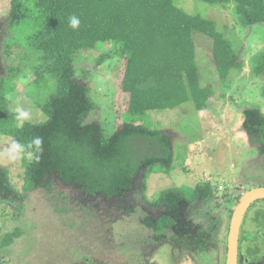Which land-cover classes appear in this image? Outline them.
Returning <instances> with one entry per match:
<instances>
[{
	"label": "trees",
	"instance_id": "1",
	"mask_svg": "<svg viewBox=\"0 0 264 264\" xmlns=\"http://www.w3.org/2000/svg\"><path fill=\"white\" fill-rule=\"evenodd\" d=\"M199 1L232 5L245 28L264 24V0ZM177 2L8 0L3 48L9 53L17 45L23 54L21 62L28 64L36 75L32 81L35 87H41L47 80L54 87L47 96L34 98L41 121L20 122V115L11 107L8 86L18 77L22 65L18 68L7 65V74L0 76V135L15 139L25 156L22 188L27 199L39 191L51 193V182L56 180L87 200L77 205L78 208L72 203L70 209L56 208L61 216H65L63 212L67 215L68 210L70 214L80 212L84 216L73 215L67 221L58 215L63 220L56 216V227L66 225L67 231L79 230L91 235L92 224L93 228L103 224L98 221L99 214L105 212L98 204L101 197L122 200L127 192L134 190V181L142 167L145 177L156 170L165 174L173 172L174 156L168 135L144 120L148 121L146 115L150 111L175 109L187 102H192L198 112L209 108L214 89L201 82L197 47L203 38L199 36L211 41V57L222 82H227L233 71L243 67L235 46L218 29L215 20L190 13V9L188 12ZM73 16L80 21L77 29L70 26ZM33 17L40 20L38 27L30 34L17 35L16 30L29 24ZM100 43L112 44L111 53L125 60L121 89L128 97V106L121 115L120 127L111 133L101 123L91 122L97 102L88 84L76 77L74 63L79 52L95 49ZM103 55L107 56H101L98 64L109 57V53ZM253 70L264 79V53L255 58ZM261 90L264 97V86ZM242 114L243 133L264 155V112L260 108H245ZM29 155L31 161L26 159ZM7 173L0 168V206L12 202V196L15 201L19 198L9 184ZM243 194L235 197V204ZM215 195L216 188L210 181L191 189L178 186L165 189L152 200L155 215L146 217L143 223L160 244H169L175 252L187 257H207L209 264H220L223 245L221 261L226 264L227 239L222 243L219 223L196 224L193 213L187 211L189 206L210 208ZM62 199L64 203L70 202L67 194H62ZM27 204L26 201L19 208L15 220L24 216ZM249 209L245 218L253 222L256 230H248L249 223L246 229L254 234L264 231V200ZM233 211L234 208L230 211V221ZM80 219L83 220L79 224ZM25 229L17 226L1 235L0 228V249L14 245ZM241 236H244L242 232L239 257L254 256L257 246L251 248L248 236Z\"/></svg>",
	"mask_w": 264,
	"mask_h": 264
},
{
	"label": "rangeland",
	"instance_id": "2",
	"mask_svg": "<svg viewBox=\"0 0 264 264\" xmlns=\"http://www.w3.org/2000/svg\"><path fill=\"white\" fill-rule=\"evenodd\" d=\"M178 2L186 10L190 9V13H200L215 20L218 29L232 41L244 65L233 71L227 82H222L211 57V41L199 36L203 38L197 47L201 82L214 89L209 108L198 112L192 102H187L175 109L147 113L148 121H144L160 128L169 137L174 156L173 172L165 174L156 170L145 177V168L142 167L134 181V190L127 192L122 200L101 197L98 204L105 212L99 214L98 221L103 222V227L93 228L92 224L94 233L91 235L79 230L67 231L66 225L65 229L61 224L56 227V216L61 214L55 211L56 208L70 209L71 203L78 208L77 205L85 202V197L52 180L51 193L39 191L27 199L22 188L25 156L15 139L0 135V168L8 172L9 184L19 196L16 201L15 196L10 197L12 202L0 206L1 235L17 226L26 228L14 245L0 249V264H209L207 257H202L204 261L198 256L187 257L175 252L169 244H160L154 239L152 230L143 223L146 217L155 215L152 200L161 191L176 186L191 189L205 181H210L216 188L210 208L189 206L187 211L193 213L196 224L214 226L219 223L222 243L224 239L228 240L227 227L230 226V211L236 206L235 197L252 188L264 187V155L241 129L245 108H260L264 112L261 90L264 79L253 70L255 58L264 53V24L243 27L232 5H209L199 0ZM7 9L8 0H0V76L7 74V65L10 68L22 65L18 77H14L8 86L11 107L19 115L26 114L19 116L20 122H40L42 118L36 114L34 98L47 96L54 85L47 80L41 87H35L32 81L36 75L28 64L21 62L23 54L17 45L9 49V53L3 48ZM30 21L16 30L17 35L32 33L40 22L36 17ZM111 47L110 43H100L95 49L79 52L74 62L76 77L88 84L97 102V111L91 122L101 123L109 133L120 127L121 115L128 106V97L121 89L125 60L112 54ZM108 53L109 57L98 64L100 57ZM26 157L31 161L32 156ZM62 194L68 195L69 203H64ZM26 201L24 216L15 220ZM66 212L67 215L63 212L65 216H60L67 221L73 215L84 218L83 213ZM103 216L105 220H102ZM82 220L77 222L80 224ZM248 223L251 227L248 230H256L253 222L244 218L241 232L248 236L249 246L258 249L247 259L240 256L239 264H264V231L250 233L246 229ZM92 236L94 238L89 239ZM222 246L221 260L224 255Z\"/></svg>",
	"mask_w": 264,
	"mask_h": 264
},
{
	"label": "water",
	"instance_id": "3",
	"mask_svg": "<svg viewBox=\"0 0 264 264\" xmlns=\"http://www.w3.org/2000/svg\"><path fill=\"white\" fill-rule=\"evenodd\" d=\"M260 200H264V187L246 191L237 201L229 226L226 264H238L240 233L244 218L249 208Z\"/></svg>",
	"mask_w": 264,
	"mask_h": 264
},
{
	"label": "clouds",
	"instance_id": "4",
	"mask_svg": "<svg viewBox=\"0 0 264 264\" xmlns=\"http://www.w3.org/2000/svg\"><path fill=\"white\" fill-rule=\"evenodd\" d=\"M79 24H80V21H79V19L77 17L73 16V17L70 18V26L73 29H77L79 27ZM20 115L23 117L26 114L22 112ZM36 143H39V140H37ZM238 264H239V259H238Z\"/></svg>",
	"mask_w": 264,
	"mask_h": 264
}]
</instances>
